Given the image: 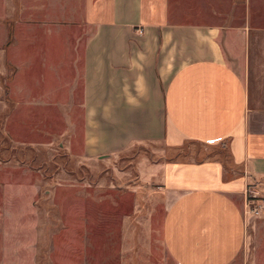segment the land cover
<instances>
[{"label":"crops","instance_id":"1","mask_svg":"<svg viewBox=\"0 0 264 264\" xmlns=\"http://www.w3.org/2000/svg\"><path fill=\"white\" fill-rule=\"evenodd\" d=\"M259 7L264 0H0L3 30L33 21L36 10H82L47 18L83 26L76 39L61 34L59 52L65 49V66L75 70L63 86H82L84 153L118 156L133 170L138 188L148 189L138 202L162 206V244L176 264L260 263ZM8 40L11 50L17 47L11 32L0 35V106L3 70L12 61L6 59ZM25 65H32L31 55ZM66 78L65 70L58 73V82ZM193 143L208 157L188 154ZM248 190L263 203L258 214ZM144 262L136 258V264Z\"/></svg>","mask_w":264,"mask_h":264},{"label":"rangeland","instance_id":"2","mask_svg":"<svg viewBox=\"0 0 264 264\" xmlns=\"http://www.w3.org/2000/svg\"><path fill=\"white\" fill-rule=\"evenodd\" d=\"M32 14L33 21L12 30L0 26V35L11 32L17 45L11 50L14 42L8 40L6 59L12 61L2 75L0 264H133V259L136 264L139 256L144 264H176L162 244V206L138 202L148 189L138 188L133 170L118 156L84 153L82 86H63L75 70L65 66V49L59 52L62 35L75 38L83 26L47 18L82 10ZM258 14L264 22V8ZM257 44V68H264V41ZM63 70L67 78L58 82ZM205 150L193 143L188 154L201 160L210 154ZM140 204L146 213L138 211ZM262 232L259 264H264Z\"/></svg>","mask_w":264,"mask_h":264},{"label":"built area","instance_id":"3","mask_svg":"<svg viewBox=\"0 0 264 264\" xmlns=\"http://www.w3.org/2000/svg\"><path fill=\"white\" fill-rule=\"evenodd\" d=\"M254 194L255 193L252 190H248V196H249L250 205L256 204L255 198H254L256 194L255 195ZM252 199H253L254 202H252ZM262 205H263V203H259V204H256V205L252 206L251 207L252 212L255 213V214H258L260 212V208L262 207Z\"/></svg>","mask_w":264,"mask_h":264}]
</instances>
